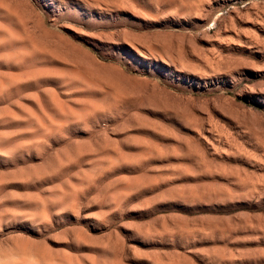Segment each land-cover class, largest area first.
<instances>
[{"label":"rangeland","instance_id":"374dc122","mask_svg":"<svg viewBox=\"0 0 264 264\" xmlns=\"http://www.w3.org/2000/svg\"><path fill=\"white\" fill-rule=\"evenodd\" d=\"M0 264H264V0H0Z\"/></svg>","mask_w":264,"mask_h":264}]
</instances>
